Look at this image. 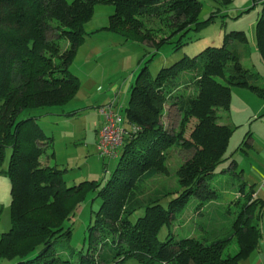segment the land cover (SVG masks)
Masks as SVG:
<instances>
[{
	"label": "trees",
	"instance_id": "16d2710c",
	"mask_svg": "<svg viewBox=\"0 0 264 264\" xmlns=\"http://www.w3.org/2000/svg\"><path fill=\"white\" fill-rule=\"evenodd\" d=\"M212 1L228 5L232 0ZM253 2L263 3L255 39L264 62V0ZM98 4L115 8L110 26L104 30L125 41H147L156 48L173 37H179L181 44L191 31L206 28L218 15L215 11L211 18L200 22L203 4L199 0H0V168L6 150L11 149L7 169L2 173L12 185L13 224L12 230L1 237L0 264H242L259 246L261 202L253 197V187L242 180L240 172L233 173L240 181V189L246 190L248 186L250 193L238 200L236 215L225 232L218 228L208 232L205 228L206 233L202 231L199 236L175 238L172 222L177 208L185 205L189 197L207 202L218 194L211 179L219 164L227 159L233 129L219 128L213 123L216 110L229 111L234 87L248 88L264 99V87L259 85L261 75L243 68L239 47L230 44L248 43L244 31L229 33L222 47H209L199 56L184 58L163 68L155 77L147 66L143 68L132 86L126 118L119 113L128 134L122 153L116 158L119 165L104 187L87 181L69 188L64 172L53 163L54 141L46 136L34 113L74 115L55 110L72 102L81 88L70 68L86 39L84 26ZM146 17L161 19L170 35L157 42L162 30L154 33L147 28L142 19ZM195 62L196 73L190 74L189 80L185 74L179 75L182 68ZM179 87L195 88L194 96L178 105L184 117L182 132L195 115L189 109L207 105L203 111L206 116L198 117L193 140H181L180 145L193 148L199 157L206 153L205 147L216 144L221 154L214 163L199 161L200 158L183 163L177 171L179 190L166 207L163 201L171 193L144 198L133 191L139 179L151 181L159 175L158 161L176 141L172 133L169 135L160 126V120L167 94ZM24 113L29 116L22 117ZM207 122L211 132L199 134ZM49 159L51 164L44 163ZM95 192L102 204L95 225L89 228L94 239L91 244L100 235L98 242L102 241L108 250L93 253L91 245L86 254L68 251L63 257L56 242L71 236L72 227L66 224ZM141 210L143 215L133 221L132 217ZM219 214L227 218L234 213ZM165 226L169 235L161 242L159 233ZM108 238L114 240L111 246ZM233 245H237L238 251L228 252Z\"/></svg>",
	"mask_w": 264,
	"mask_h": 264
},
{
	"label": "rangeland",
	"instance_id": "374dc122",
	"mask_svg": "<svg viewBox=\"0 0 264 264\" xmlns=\"http://www.w3.org/2000/svg\"><path fill=\"white\" fill-rule=\"evenodd\" d=\"M68 1L72 2L73 0ZM199 1L203 4L199 17L200 22L208 20L217 11L218 15L213 23L200 31H191L183 38L181 44H178L179 37H173L170 38V42L159 48L147 41H125L123 37L104 30L110 26V19L115 12V8L107 4L96 5L93 17L84 26V31L87 34L86 39L80 46L70 68L71 72L80 80L81 88L74 101L65 107H58L55 111L70 110L73 104L77 105H74V107H84L89 102L95 104L100 99L101 90L110 84H114L119 85L121 89L119 91L117 111H115L126 118L125 109L131 97L132 86L146 66L151 75L155 77L163 68L171 67L184 58L199 56L209 47H222L226 43V35L231 32L244 31L248 35L249 40L252 41L250 23L263 10L262 5L258 3L254 7L252 0H232L228 5L212 0ZM241 8L244 10H239ZM137 18L141 20L140 17ZM142 19L152 32L154 31L155 33L162 30V34L159 37L156 36L157 42L161 38L170 35V30L163 27L161 19L148 17ZM49 38H51V35H49ZM230 44L241 46L238 54L240 55V62L243 68L258 72L262 76L259 85L263 87L264 62L259 52L256 51L255 45L249 43L250 46L247 47V43H242L241 41H233ZM65 45L66 43H64ZM196 64L197 62L190 66L186 65L179 71L180 73L178 72L179 75L185 74L187 76L186 79L189 80L190 74L196 73L193 70ZM221 81L223 82L222 79ZM194 93L195 88L193 87H179L171 95L167 94L168 97L163 104L160 126L167 130L169 135L172 133L171 135L175 136L176 141L162 153V157L158 161L159 175L151 181L139 179L133 191L135 195L147 198L159 193H164L165 195L171 193L163 201V204L167 207L171 198L174 197L173 193L179 190L177 171L183 163L192 159L198 160L199 158V161L214 163L220 157V148L216 144L205 147L206 153L199 157L193 148L190 149L188 145H180L181 140L187 142L193 140L192 135L196 130L198 119L206 116V113H203L204 109H206V104L192 106L189 110H194L195 115L190 120L185 133L182 132L180 125L184 117L179 112L178 105L183 102L181 100H186L190 96L193 97ZM42 112L36 111L34 114L40 117ZM227 113L228 111L217 109L216 120L213 123L219 128H230ZM23 116L28 117L29 114L24 113ZM94 120V115H90V112H84L83 110L78 116L58 119L50 116L40 120L46 136L52 140L56 138L53 147L56 153V160L53 163L58 165L57 167L64 172L63 176L69 188L79 186L87 181H95L102 188L119 165V159L104 158L98 150V146L96 150L94 135L90 134L87 139L89 124L93 123ZM208 123L210 124V122L204 124L199 134L205 133L207 135L211 132ZM230 140L231 138L229 143ZM121 150L122 148L119 151L120 154L122 153ZM11 155V149H7L5 162L0 168V241L2 234L10 232L13 227L12 185L10 179L2 173V171L7 169ZM48 155L50 154L48 153ZM47 162L51 164L50 159L44 161V163ZM230 163L229 159H224L217 167L216 175L212 176L211 181L218 190L215 199L206 202L189 197L185 205L177 208V215L174 222H172L173 237L199 236L202 231L203 234L206 233L203 230L205 228H207L206 231L208 232L214 228L225 232L227 228L231 227L232 220L239 207L237 205L238 200H244L245 196L250 193V188L248 185L245 187L246 190L240 189V181L233 174L236 171L229 169ZM101 204L102 200L98 197L97 192L90 194L88 199L81 204L77 215L66 224V227H72L71 236L61 237L56 242L58 250L63 251V257L67 256L68 251L75 252V255L81 252L86 254L90 251L91 245L93 246L91 250L93 253L96 250L101 254L107 252L108 247L104 246L102 241L98 242L99 238L102 239L100 235H96L97 242L91 244L94 239H91L89 229L91 225H95L96 215ZM221 211L224 214L231 212L234 214L225 218L222 214H219ZM143 213V210L137 212L132 217V220L136 221ZM168 235L169 231L165 226L159 233V240L165 242ZM106 241L110 245V242L114 240L108 238ZM236 246L230 247L228 252L235 253L238 251ZM130 264L139 263L133 262Z\"/></svg>",
	"mask_w": 264,
	"mask_h": 264
},
{
	"label": "crops",
	"instance_id": "0c3cea01",
	"mask_svg": "<svg viewBox=\"0 0 264 264\" xmlns=\"http://www.w3.org/2000/svg\"><path fill=\"white\" fill-rule=\"evenodd\" d=\"M260 5L263 6V3H260ZM255 6L256 5H254V7ZM239 10L244 9L241 8ZM260 13L261 11L250 23L252 41L249 40V37L246 34L248 38L246 46L248 47L250 46L249 43H253L257 52L258 48L256 46L255 28ZM120 90L119 85L110 84L101 90V96H99L100 99L95 104L89 102L86 103L84 107H74V105H77L73 104V107L70 110H65V113L74 112V115L64 116L58 114H40V117H36L37 122L40 124L41 119L50 116L58 119L78 116L79 113H82V110L84 112L88 111L90 112V115H94L95 120L93 123L89 124V130L86 137L88 139L90 134L94 135L95 138L93 137V139L97 150L98 131L103 119L102 110L109 105H113L114 109L117 111L116 108L118 106L117 103ZM227 114L228 125L233 129V134L226 155L227 160L229 159L231 162L229 169L241 173L242 180L246 181L249 186L253 187V197L261 202V209L259 210V215L261 216L258 222L261 232L259 246L248 259L243 261L242 264H264V99L248 88L234 87L232 89L231 107ZM40 126L44 129L41 124ZM55 140L56 138L53 139V141Z\"/></svg>",
	"mask_w": 264,
	"mask_h": 264
},
{
	"label": "built area",
	"instance_id": "2783aa9c",
	"mask_svg": "<svg viewBox=\"0 0 264 264\" xmlns=\"http://www.w3.org/2000/svg\"><path fill=\"white\" fill-rule=\"evenodd\" d=\"M102 123L98 131L97 146L104 158L116 159L124 145L128 131L124 128L123 119L113 105L102 110Z\"/></svg>",
	"mask_w": 264,
	"mask_h": 264
}]
</instances>
